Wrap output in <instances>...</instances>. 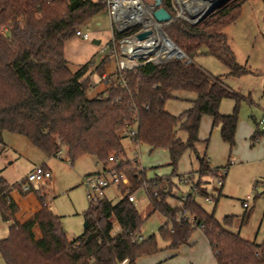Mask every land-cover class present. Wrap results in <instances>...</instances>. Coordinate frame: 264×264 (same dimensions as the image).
I'll list each match as a JSON object with an SVG mask.
<instances>
[{
  "label": "trees",
  "instance_id": "obj_1",
  "mask_svg": "<svg viewBox=\"0 0 264 264\" xmlns=\"http://www.w3.org/2000/svg\"><path fill=\"white\" fill-rule=\"evenodd\" d=\"M247 1L251 0H230L191 26L175 17L170 0H162L161 6L172 17L162 30L185 58L161 64L139 61L131 68L118 69L105 79L104 91L89 99L87 64L72 72L64 46L79 26L105 11L106 5L101 0H0V144L2 133L7 132L24 137L47 158H55L64 148L71 165L80 158L92 157L104 173L123 174L129 182L128 187L118 189L121 198L116 203L107 198L89 201L82 214L87 227L81 235L69 239L61 217L47 206L43 188L36 193L40 212L19 223L15 218L18 207L10 192L20 188L25 179L11 185L0 176V218L8 224L6 237L0 239V257L5 264H135L140 257L160 251L155 235L140 237L144 222L154 212L166 219L158 234L170 251L188 246L193 232L199 230L213 252L215 264H264V241L249 242L228 231L225 226L232 217L221 222L198 202L210 197L206 190L209 183L203 177H217L220 171L210 167L205 151L199 154L196 150L197 144L206 148L208 143L198 136L201 120L211 118L221 140L232 151L242 97L219 76L194 63L193 58L204 47L205 54L226 67L228 77L253 73L236 61L224 34L240 17ZM259 1L264 6V0ZM138 29L115 33L113 40L129 37ZM186 60L191 62L186 64ZM178 92L191 93L194 99L188 109L173 115L165 110V104L176 99ZM223 99L235 101L229 115L219 112ZM121 131L151 152L166 150L171 177L147 180L144 171L135 170L125 158ZM178 131L185 133V140L177 138ZM187 150L196 155L197 170L189 178L196 177L193 188L177 198L181 206H176L169 201L174 187L171 178L177 176V164ZM109 158L114 162L109 163ZM141 188L151 208L147 216L125 194ZM43 218L50 222V235L62 242L53 254H46L30 234Z\"/></svg>",
  "mask_w": 264,
  "mask_h": 264
},
{
  "label": "rangeland",
  "instance_id": "obj_2",
  "mask_svg": "<svg viewBox=\"0 0 264 264\" xmlns=\"http://www.w3.org/2000/svg\"><path fill=\"white\" fill-rule=\"evenodd\" d=\"M170 2L174 8L175 17L178 14L186 17L185 11L198 6L199 0H170ZM255 2L257 3L247 2L243 6V17L239 30L234 31L230 25L224 31L230 45L234 39L233 46H236L234 52L239 60L238 63L241 65L246 63V66L254 74L242 76L240 79L228 77L226 67L212 56L205 54L204 47L193 58V62L201 65L212 75L219 76L222 82L230 85L233 91L239 93L241 97L243 96L238 104V120L248 124L251 129L250 132H247L246 127H242L240 135H235V147L232 151L236 149V156L241 157L240 161L243 162L236 160L238 163L228 166L223 187L212 182V178L203 177V180L209 183L206 187L207 193L214 199H211V202L199 199L198 202L206 212H213L215 218L221 222L225 217H232L231 223L225 226L228 231L238 234L246 241L261 243L264 241V139L261 140L260 133L257 134V140L249 139L251 133L257 131V122L264 120V6L259 0ZM142 3L144 9H147L146 16H148L152 11L153 0H142ZM79 29L88 33V41L83 42L74 36L65 43L64 55L72 72L78 71L87 64L86 76L91 82L87 98L91 99L102 93L100 73L104 69L110 72L115 70L116 64H119L122 57L117 49L119 42L113 41L116 30L112 27L111 19L105 11L92 17L77 28V30ZM154 34L158 39L157 48L147 57L139 59L140 61L155 62L159 60L160 56H163V52L159 54V57L157 54L163 42L156 32ZM94 41L98 43L93 44ZM101 63L104 65L102 71L98 72L97 68ZM78 65L80 66L78 67ZM175 95L176 99L166 102L165 110L173 115H179L188 105V102L184 100L185 97L193 96V94L178 92ZM234 107V100L223 99L219 112L222 114L224 110L229 115L233 112ZM127 133L121 131L119 135L122 137V147L129 164L137 171H144L147 180L155 177L170 178L172 169L168 166V152L162 149L151 152L145 144L133 142ZM177 138L185 140L186 135L183 131H178ZM216 139L214 141L210 136L209 146L212 150L220 153L223 146L230 152L229 154L232 153L219 135ZM203 148L201 144L196 145L199 154L202 153ZM60 153L61 158H50L47 163L52 171L53 180H55V185L53 180L48 182L47 201L52 211L62 217L61 226L67 237L71 239L83 233L82 212L87 209L90 201L87 197L88 189L83 184L84 172L94 170L100 172L102 166L96 163L94 158L88 156L78 159L71 165L67 151L62 148ZM4 163L6 160L2 155L0 156L1 176L7 177L10 184L22 181L25 170L23 171L20 166L23 163L20 162L19 165V162H14L13 167H6ZM197 166L195 153L190 150L184 152L177 164V176L171 178L174 187L169 198L170 203L175 204L177 198L188 192L191 187L190 182L186 184L179 180V175L186 174L188 176L189 173L197 170ZM45 189L43 187L42 193ZM104 193L105 198L112 203H116L121 198L118 189L113 186L107 188ZM247 196L250 197L249 200H246ZM243 203H246L248 208H243ZM135 206L143 216H147L151 212L144 193L137 195ZM165 222V217L158 212L152 213L144 222L140 233L141 239L155 235L160 251L151 256L140 257L136 264H215L213 252L199 230L193 232L189 242L190 246L180 247L177 253L166 249L167 243L158 234V229ZM7 229L8 224L0 218V239L6 237ZM0 264H5L1 257Z\"/></svg>",
  "mask_w": 264,
  "mask_h": 264
},
{
  "label": "crops",
  "instance_id": "obj_3",
  "mask_svg": "<svg viewBox=\"0 0 264 264\" xmlns=\"http://www.w3.org/2000/svg\"><path fill=\"white\" fill-rule=\"evenodd\" d=\"M251 1H254V3H257V2H255L256 0H251ZM247 2H250V1H247ZM246 3H244L242 5L241 14H240V17H239L238 21L231 25L232 28L234 29V31H237V29L238 30L240 29V25L242 23L241 22L242 21L241 18L243 17V15H242L243 14V6L246 5ZM255 5H257V4H255ZM250 19H251V17H250ZM227 39H228V36H227ZM232 40H233L232 41L233 43L230 45V47L232 48V50L234 52V48H236V46H233L235 43H234V39H232ZM234 55H235L236 61L238 62L239 60L237 59V56H236L235 52H234ZM244 65H246V63H244ZM79 66L80 65H78V67ZM115 68L116 69L111 71V72L106 70V69H104L102 71V73H100V77H101V83H100L101 92H103L105 87H106L105 79L109 75L113 74L117 70V64H116ZM251 74H254V73H250V75ZM246 75H249V74H246ZM230 78H232V77H230ZM236 79H240V78H236ZM227 86H229L232 89V87L230 85H227ZM183 95H187V94H183ZM193 99H194V95L185 97L184 100H186L188 102V105H187V107L185 109H183V111H185L186 109H188L190 107V101L193 100ZM222 115H227L226 111L223 110L222 111ZM260 122H261V120L259 122H257V125H256L257 131L251 133V135L249 136V139L251 141L252 140H254V141L257 140V134L258 133H260L261 136H262L261 140L264 139V130L261 129ZM242 127H246L247 132H250V130H251L250 126L248 124L243 123L242 121L238 120L237 128H236V136L240 135V128H242ZM214 128H215V131H214ZM218 129H219L218 127H213L211 118L203 117L202 120H201L198 136H199L200 141L208 140L207 147L203 148L201 154H203L204 151H205V154H206V157H207V161H208L210 167L212 169L217 168V169L220 170V169L228 166L229 163H231V162H232V164L238 163L236 160L240 161L241 157L236 156V153H237L236 149L233 150L231 154H229L230 152H228L226 150V148H223V146L221 148L220 153L211 149V147L209 146L210 136H212L213 140L216 141L217 140L216 137L218 135L220 137V133H219ZM211 133H212V135H211ZM1 138H2V144H0V156L3 155L4 159L6 160V163H4V166L13 167L15 163L19 162V165H20V162H22L23 163L22 164L23 167L20 166V168H22L23 171L25 170V173L23 175V179L22 180H24L26 175L30 171H32L33 168H35L36 166H43L52 175V171L47 165V163L50 160V158H47L43 153H41L39 150L34 148L24 137L19 136V135H15V134H10V133H7V132H3L2 135H1ZM253 138H256V139H253ZM200 144L203 146L202 143H200ZM234 156L238 157V158H235ZM240 162H243V161H240ZM95 167H96V165H95ZM0 172H1V170H0ZM89 172H91V173H89ZM193 172H195V171H193ZM103 173H104L103 170H101L100 172L96 171V170H94V171H86V172H84V175H83L84 176L83 177V181L88 176L101 175ZM1 174H2V172L0 173V176H1ZM179 176H182L181 179L190 177V175L187 176L186 174L179 175ZM195 177H196V175H193V177H191V178L195 179ZM4 179L9 183V181L7 180V177H5ZM52 180H53V177L48 182H51ZM54 181L55 180H53L52 182L55 185ZM20 182H16L15 181L14 184H17V183H20ZM48 182L44 183L42 185V188L43 187L46 188L45 189V201L47 203V206L51 210V212L53 214H55L52 211L51 206L49 205V203L47 201V191L46 190L48 189V186H49ZM11 185H13V184H11ZM223 185H224V183H223ZM10 198L16 203V205L18 207V212L16 213L15 218L21 224L26 222V221H28L32 217H34L38 212H40V210L42 208V206H41V204H40V202H39V200L37 198L36 193L30 192V193H27V194H23L22 193V186L20 188H18V189L17 188L13 189L10 192ZM83 212H82V214H83ZM55 215H57V214H55ZM50 227H51V225H50L49 220L47 218H43V219L39 220L32 227V229L30 230L31 236L33 237L35 242L38 243L42 247L43 251L46 254H53V253H55L57 250H59L62 247V242L59 239L53 238L50 235ZM6 235H7V233H6ZM188 246H190V243H189ZM176 253H177V251H176ZM136 263H137V261H136Z\"/></svg>",
  "mask_w": 264,
  "mask_h": 264
},
{
  "label": "built area",
  "instance_id": "obj_4",
  "mask_svg": "<svg viewBox=\"0 0 264 264\" xmlns=\"http://www.w3.org/2000/svg\"><path fill=\"white\" fill-rule=\"evenodd\" d=\"M105 5L106 9L105 12L108 14L109 18L111 19L112 27L116 30V34H120L128 29L138 27V31L135 32L133 35L123 38L118 43V52L121 58V61L117 65L118 69L123 68H131L138 64L140 61L139 59L147 57L155 48H157L158 45V39L155 36V31L153 30V33L151 36H149L147 39H144L142 41H137L135 39V34L142 32L147 29H153L152 26H150V23H152V19L150 14L146 16L144 14V5L142 3V0H101ZM75 37L80 39L83 42L88 41L89 35L88 33L82 32L80 29L75 32ZM149 39H153V44H150L146 48H148L147 53L142 56H137L132 53V51L136 48H141L143 45L147 43ZM114 41V40H113ZM129 43L128 50L123 49L122 44L124 42ZM160 50V48H159ZM159 50L157 51V54H159ZM124 60V61H123ZM151 62V61H148ZM261 129L264 130V120H261ZM130 135L133 137L135 136L134 130L130 132ZM56 157L61 158V153L58 152L56 154ZM109 163H113L114 159L109 158ZM229 163V165H231ZM228 165V166H229ZM228 166L220 169L219 175L217 177L212 178V182L214 181L215 184L219 187L223 186L224 183V175L227 174V168ZM52 178V175L49 171H47L43 166H36L33 168L32 171H30L26 177H25V183L22 185V193L27 194L30 192L37 193L42 188V185L48 181H50ZM183 183L188 184L191 183V187L193 188V180L190 178H183ZM83 184L88 189V199L90 202H96L98 199L105 198V190L111 186H113L116 189L119 188H126L129 186V182L127 178L123 174H116V173H103L101 175H92L88 176L84 179ZM190 187V188H191ZM139 193H144L143 189H138L133 192H129L127 190L125 192L126 195H128V201L135 204L136 196ZM154 196H156V193H154ZM212 197H207L205 201L211 202ZM250 197L247 196L246 200H249ZM182 201L177 200L175 205L181 206ZM243 208H248V205L246 203L242 204ZM191 223L194 224L193 220H189ZM192 224V225H193ZM200 229V228H198Z\"/></svg>",
  "mask_w": 264,
  "mask_h": 264
},
{
  "label": "water",
  "instance_id": "obj_5",
  "mask_svg": "<svg viewBox=\"0 0 264 264\" xmlns=\"http://www.w3.org/2000/svg\"><path fill=\"white\" fill-rule=\"evenodd\" d=\"M229 1L230 0H199V2H202L203 5L205 3H209L208 6L203 8L198 3L197 4L198 6L195 7L194 11L192 12L185 11L186 17H183L182 15L178 14L176 18L183 19L191 26H195L199 24L201 21H203L211 13L222 8ZM161 5H162V0H153V5L151 6L152 11L150 13V16L152 19V23H150V26H152L153 29H147V30H144L142 32L135 34V39L137 41H142L144 39H147L149 36H151L154 30L158 34L162 42H163V39H165L173 47L174 52L172 55H169L165 59H161V60L159 59V60H156L155 62H152L154 64H161V63H164L172 59L185 58V55L176 47V45L165 35V33L162 30V27L165 24L170 23L172 21V17ZM97 43H98L97 41L93 42V44H97ZM162 49H163V43L160 47L159 52H161ZM190 62H191L190 60H186L185 63L189 64ZM83 227L84 229L87 227L86 222H84Z\"/></svg>",
  "mask_w": 264,
  "mask_h": 264
},
{
  "label": "bare ground",
  "instance_id": "obj_6",
  "mask_svg": "<svg viewBox=\"0 0 264 264\" xmlns=\"http://www.w3.org/2000/svg\"><path fill=\"white\" fill-rule=\"evenodd\" d=\"M199 3H201L200 6H202L203 8H205V7L208 6V4H209V3H205V4L203 5L202 2H199ZM194 9H195V7L190 8V9H189V12L194 11ZM144 14H147V9H146V8L144 9ZM150 44H153V39H149V40L147 41V43H146L145 45H143V47H141V48L139 47V48L134 49V50L132 51V53L134 52L135 55H137V56H142V55H144V54L147 53L148 48H146V47L149 46ZM122 47H124L123 49L128 50V48H129V43L125 41V42L122 44ZM161 52H163V56H160L159 59H165V58H167L169 55H172L173 52H174L173 47L171 46V44H170L167 40H165V39H163V49H162ZM161 52H160V53H161ZM160 53H159V54H160ZM159 54H158V57H159ZM123 61H124V60H123Z\"/></svg>",
  "mask_w": 264,
  "mask_h": 264
}]
</instances>
